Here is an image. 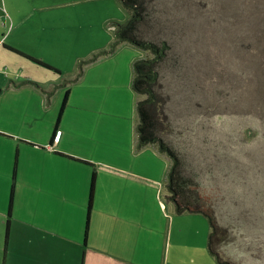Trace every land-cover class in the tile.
<instances>
[{
	"label": "rangeland",
	"instance_id": "374dc122",
	"mask_svg": "<svg viewBox=\"0 0 264 264\" xmlns=\"http://www.w3.org/2000/svg\"><path fill=\"white\" fill-rule=\"evenodd\" d=\"M186 3L187 35L179 34L184 41L179 50L187 58V90L180 95L187 96L175 102L185 115L173 135L181 142L199 133L205 140L212 137L207 152L217 161L207 170L205 181L214 189L223 223L230 228L220 250L237 264H264V0ZM177 8L175 4L172 11L179 24ZM7 9L15 17L28 15L26 27L32 36L25 41L26 51L52 67L29 57L22 61L1 47L26 66L23 82L12 78L13 68L7 63L9 78L0 79L4 118L25 119L16 121L12 131L33 139L26 141L34 145L44 133L51 136L60 130L61 149L126 155V161L138 165H145L148 157L149 165L167 174L171 160L166 154L154 147L133 149L139 120L134 61L152 53L133 45L129 46L134 53L118 47L110 56L85 65L84 74L73 80L81 60L109 47L114 39L112 22L127 20L130 11L119 0H0L3 28L11 23ZM20 84L30 87H11ZM184 143L187 151V140ZM197 214L187 215L196 220L187 219L184 225L187 257L195 256L187 264H219L208 247L209 220ZM199 245L206 256L197 253Z\"/></svg>",
	"mask_w": 264,
	"mask_h": 264
},
{
	"label": "crops",
	"instance_id": "0c3cea01",
	"mask_svg": "<svg viewBox=\"0 0 264 264\" xmlns=\"http://www.w3.org/2000/svg\"><path fill=\"white\" fill-rule=\"evenodd\" d=\"M7 10L11 17L9 27L3 28L0 23V79L9 78L5 74L9 70L4 67L7 63L13 68L9 72L13 74L12 78L23 82L27 79L24 62L7 56L4 51H12V55L22 61H27L23 54L34 58H30L32 60L39 59L26 51L25 41L32 36L30 28L26 27L28 15L15 17ZM129 45L133 44L126 42L119 47H126L134 53L131 48L134 45ZM15 48L23 54L16 52ZM100 75L106 78V75ZM22 85L11 87L16 86L18 90L30 87ZM1 109L0 264L193 262L194 255L187 257V229L184 225L187 219L196 220L187 215L198 214L175 211L166 196L168 173L161 172V169L159 172L149 165L148 157L143 161L145 165H138L126 161V155L61 149L64 135L56 134V131L51 136L44 133L32 145L28 141L33 139L12 131L16 121L25 119L15 122L14 117L5 119ZM134 139L133 149L142 151L146 147H154L161 152L152 144L143 149L137 146V125ZM113 158L117 160L113 161ZM94 171L97 173V188L87 233L90 184ZM9 218L11 230L6 243ZM182 238L184 242L179 243ZM196 250L206 256L204 246L199 245ZM212 259L216 260L213 255Z\"/></svg>",
	"mask_w": 264,
	"mask_h": 264
},
{
	"label": "trees",
	"instance_id": "16d2710c",
	"mask_svg": "<svg viewBox=\"0 0 264 264\" xmlns=\"http://www.w3.org/2000/svg\"><path fill=\"white\" fill-rule=\"evenodd\" d=\"M128 11L130 17L125 21H113L114 39L109 47L93 54L88 59L81 60L78 72L73 80L79 79L85 70V65L96 61L100 56L114 53L123 43H130L152 53L151 57L140 58L134 62L133 88L139 95L137 112V146L143 148L155 145L162 153L171 159L166 183L167 199L173 204L177 213H201L210 223L208 247L219 264H237L230 255L220 250L230 233L229 225L223 223L215 191L206 181L207 170L215 165L217 158L212 155L207 145L212 137L206 140L202 133L187 136L186 146L173 132L177 124L183 121L184 108L175 105L176 100L184 101L187 95L181 96L187 90L184 76V65L187 60L179 50L180 35H187V0H119ZM177 5L179 24L175 23L172 8ZM180 34V35H179ZM181 42V43H180ZM23 54L22 52L15 50ZM187 53V50H186ZM25 55V54H23ZM26 57L32 58L25 55ZM34 59V58H32ZM42 65L52 68L42 61ZM71 81V80H70ZM177 83V85H176ZM67 92L64 103L68 100ZM174 101V102H173ZM64 106L61 111H63ZM56 134H60L57 130ZM196 134V132H195ZM97 188V173L94 171L90 184L88 205L87 233L94 205ZM14 200V188L11 192V205ZM6 243L10 236L11 219L6 222Z\"/></svg>",
	"mask_w": 264,
	"mask_h": 264
}]
</instances>
